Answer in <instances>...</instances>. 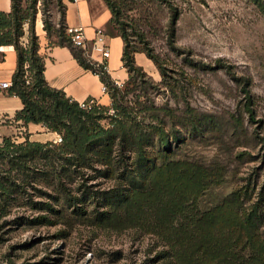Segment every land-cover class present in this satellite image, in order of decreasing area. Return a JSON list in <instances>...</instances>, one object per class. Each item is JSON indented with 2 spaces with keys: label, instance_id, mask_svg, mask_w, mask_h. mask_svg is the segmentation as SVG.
<instances>
[{
  "label": "rangeland",
  "instance_id": "374dc122",
  "mask_svg": "<svg viewBox=\"0 0 264 264\" xmlns=\"http://www.w3.org/2000/svg\"><path fill=\"white\" fill-rule=\"evenodd\" d=\"M66 1L35 0L30 8L39 48L38 32L42 29L50 45L60 41L57 36L60 31L68 34ZM114 2L116 12L109 8V35L125 34L130 49L137 50L135 55L142 52L150 60V65L142 66L147 76H139L142 85L130 91L131 95L141 98L148 95L156 105L172 108L174 114L190 120L185 126L178 122L176 127L180 138H185L182 144L173 146L177 159L221 170V182L201 198L200 208L210 209L247 184H251L255 200L264 195V12L261 7L251 0ZM39 19L43 21L42 29L37 28ZM46 26L50 27V33ZM28 29L27 23L21 44L29 48L31 26ZM146 43L168 68L169 76L165 80L155 61L147 55ZM128 79L129 73L121 85ZM145 80L149 82L143 83ZM169 83L175 86L174 91ZM246 87L256 100L254 120L244 107ZM188 104L192 115L185 112ZM242 111L245 112L243 123L237 124L233 113ZM155 144L157 141L151 146ZM34 168L44 172L40 171V178L24 185L25 191L0 221V264L263 263L264 259L253 261L255 256L250 255L249 249L236 256L231 252H215L213 248L205 258H196L198 254H193L189 246L182 247L174 240L158 236L142 208L146 224L144 228L135 225L129 219L132 213L127 214V210L112 204L114 192L102 194L100 201L94 200V192L108 185L93 177L98 174L94 168L81 174L70 173L71 177L60 181L62 184L52 162L40 159ZM103 206L109 207L107 215L101 214L106 209Z\"/></svg>",
  "mask_w": 264,
  "mask_h": 264
},
{
  "label": "trees",
  "instance_id": "16d2710c",
  "mask_svg": "<svg viewBox=\"0 0 264 264\" xmlns=\"http://www.w3.org/2000/svg\"><path fill=\"white\" fill-rule=\"evenodd\" d=\"M11 1L9 12L0 10V47L12 45L18 56L12 85L6 89L10 95L19 96L24 104L16 112L14 121L24 127L41 123L62 140L34 141L28 133L20 141L12 137L3 139L0 144V221L21 196L24 185L40 178L44 171L35 170L34 165L43 159L53 163L59 183L71 177L70 173L81 174L94 168L98 174L93 177L108 184L94 192L95 201H100L102 194L114 192L112 204L127 210V214L132 213L129 219L141 228L146 223L140 210H146L148 223L158 236L174 240L182 247L189 246L193 254H198L196 258H205L215 248V252L235 254L249 249L250 255L255 256L253 261L264 259V195L260 194L255 200L251 184H247L210 209L200 208L201 198L221 182V170L177 159L173 146L182 144L185 138H180L176 127L179 123L185 126L190 120L174 114L172 108L156 105L148 95H142L143 98L131 95L130 91L141 84L139 76L147 74L137 63V50L130 49L128 37L119 35L124 40L122 60L129 73V79L119 85L109 72L72 47L67 33H57L58 43L71 47L81 65L99 74L108 88L109 105L93 101L90 107H83L64 90L52 87L45 77V57L39 51L29 12L35 0ZM105 1L115 13L114 0ZM251 1L264 12V0ZM26 23L32 31L29 48L21 44ZM46 27L50 33V27ZM146 53L165 80L169 76L168 68L161 57L148 45ZM169 85L174 91L175 86ZM244 91L245 110L254 120L255 96L249 87ZM187 108L186 114L192 115L189 104ZM244 113H233L237 124L243 123ZM155 141L157 144L151 146ZM254 187L257 189L256 185ZM37 205L35 202L34 206ZM105 208L102 215H107L109 207ZM257 264H264V260Z\"/></svg>",
  "mask_w": 264,
  "mask_h": 264
},
{
  "label": "crops",
  "instance_id": "0c3cea01",
  "mask_svg": "<svg viewBox=\"0 0 264 264\" xmlns=\"http://www.w3.org/2000/svg\"><path fill=\"white\" fill-rule=\"evenodd\" d=\"M12 7L11 0H0V10L9 12ZM111 12L102 0H77L66 1L65 22L67 26H82L88 39L95 37L98 28L107 31V24ZM43 21L39 19L37 28L42 29ZM41 35L40 53L45 57V77L48 83L57 89H62L66 94L79 101H97L104 105L111 102L109 94L104 90V83L99 74L86 69L73 50L68 45L48 43L45 30L38 32ZM72 43V41H71ZM111 57L108 61V72L116 82L123 83L128 78V72L124 66L122 56L124 40L119 35H109ZM72 47L77 48L72 43ZM100 59L98 53L94 54ZM136 61L141 66L150 65V60L144 53L135 55ZM17 52L12 45L0 47V81H11L17 68ZM22 99L16 95H10L7 90H0V144L5 137L23 140L25 134L34 141L57 140L59 135L50 131L41 123H30L24 127L20 122H15L14 117L18 110L23 108Z\"/></svg>",
  "mask_w": 264,
  "mask_h": 264
},
{
  "label": "built area",
  "instance_id": "2783aa9c",
  "mask_svg": "<svg viewBox=\"0 0 264 264\" xmlns=\"http://www.w3.org/2000/svg\"><path fill=\"white\" fill-rule=\"evenodd\" d=\"M67 31L74 46L82 49L89 60L95 62L98 67H101L102 70L108 72V61L111 57V47L109 44V34L107 33V31L104 28H98L96 30L95 37L92 40L87 38L82 26H69ZM95 53H98L100 55V59H96L94 57ZM116 83L119 85L122 84H120L119 82ZM11 85V81H0V90H6ZM103 88L105 91H107L108 89L106 85H104ZM92 103L93 101L81 102V106L90 107ZM61 140L62 137L59 136L56 142H60Z\"/></svg>",
  "mask_w": 264,
  "mask_h": 264
}]
</instances>
